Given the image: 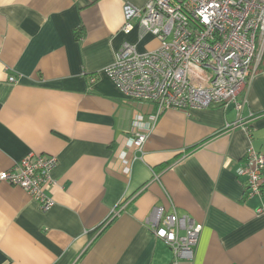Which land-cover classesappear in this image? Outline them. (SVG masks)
<instances>
[{
	"label": "crops",
	"instance_id": "crops-1",
	"mask_svg": "<svg viewBox=\"0 0 264 264\" xmlns=\"http://www.w3.org/2000/svg\"><path fill=\"white\" fill-rule=\"evenodd\" d=\"M146 1L0 0V171L30 152L57 158L47 212L0 182V264H169L147 224L154 207L202 225L192 264H264V194L247 197L237 175L249 142L264 154V52L238 96L250 140L226 128L232 106L155 118L104 71L124 42L158 47L138 18L122 30L123 5ZM135 119L148 132L132 153Z\"/></svg>",
	"mask_w": 264,
	"mask_h": 264
},
{
	"label": "built area",
	"instance_id": "built-area-1",
	"mask_svg": "<svg viewBox=\"0 0 264 264\" xmlns=\"http://www.w3.org/2000/svg\"><path fill=\"white\" fill-rule=\"evenodd\" d=\"M122 12L125 33L138 18L142 31L159 41L157 48L144 53L124 42L104 69L127 99L154 104L155 118L171 108L189 112L213 104L223 109L232 106L237 118L226 128L239 127L251 139L253 115L241 116L243 102L238 96L255 75L264 52V0H147L141 8L125 3ZM147 132L135 119L132 153L142 150ZM56 164L54 156L30 152L9 170L0 171V182L23 188L40 211L47 212L54 204L49 190ZM237 175L246 177L247 197L264 194V154L250 142ZM257 212H264V205ZM147 224L171 250L169 264L193 263L201 224L161 207H154Z\"/></svg>",
	"mask_w": 264,
	"mask_h": 264
},
{
	"label": "bare ground",
	"instance_id": "bare-ground-1",
	"mask_svg": "<svg viewBox=\"0 0 264 264\" xmlns=\"http://www.w3.org/2000/svg\"><path fill=\"white\" fill-rule=\"evenodd\" d=\"M247 87V86H246Z\"/></svg>",
	"mask_w": 264,
	"mask_h": 264
}]
</instances>
